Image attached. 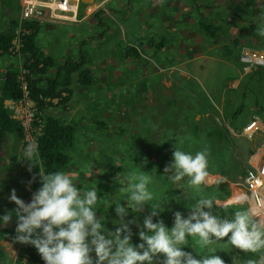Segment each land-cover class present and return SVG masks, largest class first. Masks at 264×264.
<instances>
[{
	"label": "trees",
	"instance_id": "trees-1",
	"mask_svg": "<svg viewBox=\"0 0 264 264\" xmlns=\"http://www.w3.org/2000/svg\"><path fill=\"white\" fill-rule=\"evenodd\" d=\"M204 1L165 0L156 4H153L152 1L151 3L145 2L152 14L163 13L164 20H169V25H166V32H161L159 38L149 36L146 40L154 49L152 53L154 58L164 60V63L167 60L171 64L175 60L173 58L175 51H169L174 45L173 43L182 49V53H186L184 57L191 56V51L194 48L202 51L204 46L209 49L210 54H216L220 50L221 55L208 58L203 66L205 68L209 63L205 74L201 75V79L207 86V93L195 77L179 75L177 79H182L180 83L174 82V86H167L165 91L155 93L153 103L147 109L140 108L138 112L135 111L140 115V118L134 121L131 128L120 127L118 130L120 137L131 131L130 135L123 141L124 147L120 148L121 145L114 146L107 155H102L97 163L92 160L97 168H100L99 173H94V171H91L92 174L87 173L88 171L79 173L76 183L79 188H90L93 183L97 184L98 196L100 197L98 214H103L106 220L110 216L115 219L116 216L114 210L109 209L105 204V200L112 197L110 195L102 197L99 194L110 189V185L98 184L102 180L99 177L101 174H106V178L117 181L123 179L122 181L126 186L127 180L124 178L130 173L134 164L141 167L142 171L151 172L154 178V191L158 195H164L168 198L167 203L161 201V207L165 210L159 218L163 219L166 225L171 226L172 213L179 210L187 215L186 210L188 208L186 206L193 203L196 196L209 195L216 199L223 198L222 196L226 197L229 194L227 180L236 181L244 175L246 167L249 166L248 157L259 145H254L253 141L240 135V132L254 115H261L264 118V65H255V68L241 79L238 86L231 88H226V86L229 80L238 77L239 69L246 65L240 59L241 38H246L245 42L250 45L259 44L264 48V31H262L264 30V0H212V2L207 0L206 3ZM141 2L144 0H119L122 7H100L94 12L92 20L86 24L87 31H90L93 26L104 27V30L108 29V34L115 31L116 25L107 15L106 10L110 14L121 11L122 19L129 21L142 19L136 18L132 14L133 11L140 14L144 12L143 8L140 7ZM3 4L5 6V1ZM216 9H222L228 15L230 20L226 25L221 22V15ZM178 11L181 12L182 20H185L184 26L178 25L180 21V16L177 15ZM1 12L7 21V25L4 29H0V55H6L12 61L6 62L5 66L0 69V131L14 133L17 138L27 144L24 140L27 129L20 120L11 116V111L4 104L6 99L21 98L24 95L23 82H26L28 96L35 104L34 118L30 125L36 127L33 141L37 143V150L33 158L35 165L30 166L26 161H20V164L25 163L27 167H31V171H29L31 175L32 171L37 174L39 169L45 172L64 171L70 175V172L76 169L74 166L75 154L79 155L82 152L78 153L77 147L81 148L86 145L79 138L80 135H85L82 128L86 126V119L95 118L89 112H84L77 118L66 119L56 115L49 108L54 104V98H59L58 102L64 103V105L68 104L67 102L74 94L72 87L74 80H77L78 87L76 89H80V91L91 90L92 85H96L98 79L91 67L93 60L90 62L91 58H89L88 52L83 50H79L75 56L67 55L57 60L38 42L42 24L40 20L21 18L19 6L11 8L6 4ZM14 12L17 16L14 15ZM194 18H196V22L195 25H192L191 21ZM147 23L149 27L155 26L154 23ZM190 26L201 30L202 36L205 37L203 42L196 44L190 39L192 34L187 38L184 36L186 32H189ZM230 27L238 28L239 32L234 35L232 32L226 31ZM17 31L20 32L21 44L18 51L14 52L11 47ZM137 34L141 35V33ZM99 38L100 40L103 39L102 33L99 34ZM105 38H108L107 35ZM143 40L140 39L139 43L142 44ZM252 41H256V43ZM125 45L127 48L125 52L121 53V56L123 60L127 58L130 60H125L126 65L123 66V70L124 67L130 70V64L134 66L135 61L141 59L142 53L131 45L126 43ZM21 54L24 57L22 64L16 61L14 57ZM116 62L117 64L121 63L118 58H116ZM140 66L150 72L156 69L144 65ZM140 66L137 65L133 70L140 69ZM20 75L23 77L20 78ZM123 76L122 71L121 81H123ZM146 80L150 81V79ZM111 86H115V83L112 82ZM111 86L107 87L106 91ZM122 90L123 88L120 89L121 92ZM101 94L100 91L96 100L98 103L108 100L106 96ZM115 95L120 98L119 88L118 91L112 92V96ZM180 98L185 99V102L180 103ZM211 98L221 104L222 112L215 108ZM221 99L223 100L221 101ZM109 102L103 103L108 105ZM164 104H167V108L163 107L161 111L163 121H159V123L157 120L152 123L149 122V112ZM159 113L160 111L158 115ZM95 120L99 125L108 127L107 121ZM106 134L109 135L108 132ZM88 136L92 137L91 135ZM163 136L166 138L164 139ZM133 140L135 141L131 142ZM127 142L130 147L129 145L126 146ZM174 146L193 154L196 151L206 150L207 172L220 173L224 178L219 179L218 184L217 181L213 184H207L205 181L200 193L193 192L184 181L171 184L163 175H165L164 168L172 160ZM104 149L106 150V147ZM144 153L147 155L146 158H144ZM114 157L120 161L127 159L122 164L121 162L116 164L113 162ZM14 158L12 157L13 160ZM130 160V165L126 164ZM137 162L140 164L138 165ZM111 170L118 173H116L117 178H113ZM121 186L117 183L111 188L110 192L113 196L117 192L115 187L120 188ZM243 206L248 207L247 204H243ZM150 211L151 204L146 203L142 214L140 212L131 213L129 210V216L126 219L141 215L138 219L142 222L143 214ZM216 211L214 206L213 212ZM106 226L114 227L110 220L107 221ZM133 233V243H136L138 237L135 232ZM226 239L225 237L224 240ZM211 247L217 249L215 255L220 256L225 264H229L231 252L227 245L214 242ZM191 248H194V245L190 239L184 249L192 251ZM24 251L26 260L19 258L16 264H44L33 246L27 244ZM233 253L239 257L245 254L251 256V253H244L238 249ZM193 254L196 255V253Z\"/></svg>",
	"mask_w": 264,
	"mask_h": 264
},
{
	"label": "clouds",
	"instance_id": "clouds-1",
	"mask_svg": "<svg viewBox=\"0 0 264 264\" xmlns=\"http://www.w3.org/2000/svg\"><path fill=\"white\" fill-rule=\"evenodd\" d=\"M36 150L34 143L27 144L19 160L35 165ZM164 173L171 184L184 181L189 189L200 193L208 175L206 150L193 154L174 146ZM38 176L40 186L31 192L28 202L17 196L15 188L9 190L7 200L15 206L0 213V229L14 223L13 240L33 246L44 264H225L215 255L217 249L211 247L214 242L227 245L229 250L251 253L242 264H264V217L244 207L242 196L221 204L213 196L198 195L186 206L187 215L179 210L172 213L168 226L159 218L165 210L161 201L167 203V196L154 191L151 172L134 164L124 178L126 186L118 181L122 186L116 195L105 200L116 216L106 220L98 214L96 183L81 189L64 171L39 169ZM34 179L27 181L29 187ZM146 203L151 204V211L143 214L142 222L138 219L141 215L126 219L129 210L142 214ZM109 220L113 228L106 226ZM132 225L137 229L136 243ZM190 239L194 248L186 251L184 246ZM237 256H233L232 264H236Z\"/></svg>",
	"mask_w": 264,
	"mask_h": 264
},
{
	"label": "rangeland",
	"instance_id": "rangeland-1",
	"mask_svg": "<svg viewBox=\"0 0 264 264\" xmlns=\"http://www.w3.org/2000/svg\"><path fill=\"white\" fill-rule=\"evenodd\" d=\"M3 1H5V6L2 3ZM151 1L153 4H156L160 2L162 3L165 0ZM151 1L144 0V2H141L140 7H142L144 11L142 14L135 11L132 12V14H134L136 18H142L134 19V21L122 19L121 11H117V13H114L112 15L106 10L107 15L117 27L116 28L113 26L115 31H112L111 34H108V29L104 30V27L101 26H93L90 31H87L86 24L90 22V20H88L90 19V17L74 23L63 20L51 22L41 21V30L39 32L40 37L38 36L39 44L57 60H59V58L63 56L66 57L67 55L75 56L79 52V50L88 52L89 58H91L90 62H92L93 60L91 67L98 79L95 83L96 85H92L93 88L91 90L85 89L86 91H80V89H76L78 87V82L77 80H74L72 85L74 94L70 99L71 101L69 100L67 102L68 104L64 105V103L58 102L59 98H54V104L51 105L49 110H51L56 115H60L66 119H70L71 117L77 118L80 114L89 112V114L92 115L95 119H103L107 121L108 125V127L106 128L101 124L100 126L98 123H96L95 119H86V126L82 128L84 129L83 132L85 133V135H80L79 137L81 140H83L84 143H86V145L81 148L77 147L76 151L78 153L81 151L82 152L79 155L75 154L74 166L76 169L70 172V175L73 177L75 183L78 182L77 177L79 176V173L81 171H88L87 173L89 174H92L91 171H94V173H99L100 168H97V165L92 160L96 161L97 163L98 159H100L102 155H107V153L111 149H113L114 146L117 147L118 145H121L120 148L124 147L122 145L123 141L130 135L131 131L126 132L122 137H120L118 133L120 127L127 129L131 128L134 121L140 118V115L136 112H138L140 108L147 109V107L150 106L151 103H153L155 93L165 91V87L167 86H174V82L180 83L182 79H177L179 75H184L185 77H195V79L199 81L201 87H203L204 91H207V86L205 85L204 80L201 79V75L205 72L206 67H209V63L205 68L203 66L204 64H206L205 62L208 61V58L210 59L217 55H221V51L218 50L216 54H210L209 49L205 46L202 51L194 48L191 51L192 53L189 52L192 54L191 56L184 57V54L186 53H182V49L176 47L177 45L173 43L175 46L170 48L169 51H175V54L173 56L175 60H173L171 64L167 60L164 63V60H158L154 58L152 56V53L143 52L141 54V59H137L134 66L130 64V70H127L125 67L123 70V66L126 65L125 60H130L129 58L123 60L121 56V53L125 52L127 48L125 43L128 44L127 42L130 41L131 43L137 44L134 41H140V39L135 38V33H141L142 36H155L159 38L161 32H166L165 22H169V20L164 21L165 18L163 17V13L156 12L152 14L149 11L148 5H146L145 2L151 3ZM210 1L212 2V0ZM204 2L206 3L207 0H205ZM107 3L108 2H106V5L102 8H113L112 6H115L117 8L122 7L120 6L121 4H119V0H113L110 3ZM6 4L7 6H11V8H17L18 6L20 7L18 0H0V29H4L7 25V21L3 18V13L1 12L6 7ZM136 5L137 3L135 4V6ZM216 11L221 15V22L226 25L230 20L228 15L222 9H216ZM180 13L181 12L178 11L177 15L180 16ZM14 15L17 16L15 12ZM179 19L180 21L178 22V25L184 26L185 20H182V16H180ZM147 22L154 23L155 26L149 27ZM195 22L196 18L191 21V24L195 25ZM166 25H169V23H167ZM190 27L191 28L188 29L189 32H186L184 36H186L187 38L191 36L190 34H192L190 39H192V41H194L196 44L198 42H203L205 40V37L202 36L201 30H197L194 26ZM227 30L232 32V34L234 35L239 32V29L235 27H230L226 29V31ZM100 33H102L103 38L101 40L99 38ZM106 35L108 38H105ZM136 36L138 37L141 35ZM119 38H121V40ZM84 41L86 42L84 43ZM245 41L246 38H241L242 46L239 49L240 57H248L251 54L245 53L248 48H254L264 51V48L259 44L250 45ZM252 42L256 43V41ZM14 57L16 61L21 64L23 63L24 57L22 54L16 55ZM116 58L120 60V64H117ZM8 61L10 62L12 61V59L6 55H0V69L3 68ZM137 65L149 66L156 69L150 72L149 70L147 71L146 68H143V66H140V69L137 68V70L134 71L133 69L134 67H137ZM254 68L255 66L252 69H250L249 67L245 68L246 70H244V68H240L238 77L229 80L226 88L238 86L241 79ZM122 71L124 73V76L122 77L123 81H121ZM146 79H150V81ZM112 82L115 83V86H111ZM109 86H111V88L106 91L107 87ZM118 88L120 98L118 95L112 96V92L115 90L118 91ZM121 88H123L122 92L120 91ZM100 91L102 93L101 95H104V97L106 96V99H108L106 101L103 100L102 102H100L101 104L96 101L100 94ZM180 99V103L185 102V99ZM211 100L213 104H215V108L221 110L222 112L221 104H219L212 98ZM222 100L223 99H221V101ZM103 102H109V104L107 105ZM23 106L24 108H26L25 101H23ZM163 107L167 108V104H164L157 109H152L149 112L148 121L151 123L156 120L158 121V123L159 121L162 122L163 119L161 117V111L163 110ZM159 111L160 113L158 115ZM254 116H259L264 121V118L261 117V115ZM35 129L36 127H31V125L27 127V134L24 139L27 144H29V141H31V139L34 137ZM106 132H108L109 135L106 134ZM88 135H91L92 137ZM163 138L165 139L166 137L163 136ZM248 139H250V141H253L254 145L259 144L257 147L264 146L263 131H259L252 138ZM134 141L135 140L131 142ZM27 144L23 140L17 138L16 134L14 133L0 131V213H2L6 208L11 209L15 206L13 202H9L7 200V195L9 194L10 189L15 188L17 196L23 199L25 202H28L31 198V192L36 190L40 186L38 176L39 172L36 174L32 171L31 175V173L29 172V167H27L25 163L20 164L21 160L19 159L21 157L23 149ZM178 144L180 145L181 143ZM127 145H129L130 147V144L128 142L126 143V146ZM126 146L125 148H127ZM105 147L106 150L104 149ZM95 155L96 157H94ZM12 157H15L14 160L12 159ZM146 157L147 155L144 156V158ZM126 159L124 161H120L117 157H114L113 162L116 164H120L121 162L122 164L126 161ZM127 162L126 164H129L131 160ZM137 164L139 165L140 163L137 162ZM111 171L113 178H117L118 173L116 172V174L115 171ZM220 175L223 177L222 174ZM105 176L106 174L99 175L102 180L99 181L98 184L101 185L102 183H105V185H110V189L99 194L102 197L105 195H110L111 197H113L110 190L119 182L116 179L106 178ZM33 177H35L34 182L29 187L27 185V181L29 179H32ZM121 180L123 179H120L119 181ZM208 181H210V183L207 182V184L212 183V180ZM218 182L219 180L217 181V184ZM118 189L119 188L115 187V191H118ZM186 211L188 213L189 209H187ZM14 219L15 217H13V220ZM14 226V223H10L8 227L0 229V264H16L19 258H25L24 260H26L24 249L27 247V244H21L13 240ZM131 227L133 229V232L137 231L135 225H132ZM229 251L231 252V258H233V256H237L235 253H233L237 251V249H232ZM251 256L245 254L242 257H235L236 264H242L243 260H246ZM231 258H228L229 264H232ZM157 264H159L158 261Z\"/></svg>",
	"mask_w": 264,
	"mask_h": 264
},
{
	"label": "built area",
	"instance_id": "built-area-1",
	"mask_svg": "<svg viewBox=\"0 0 264 264\" xmlns=\"http://www.w3.org/2000/svg\"><path fill=\"white\" fill-rule=\"evenodd\" d=\"M108 0H20V13L23 19H38L40 21H67L79 22L90 17L100 7H104ZM114 13H112L113 15ZM12 51H18L20 47V32L17 31L12 41ZM245 53H251L248 57L241 56L240 59L245 62L242 67L252 69L255 65H264V51L248 48ZM23 77L20 75V78ZM24 95L21 98L6 99L4 104L11 111V116L20 120L27 127L34 118L35 104L28 96L26 82H23ZM26 103V108L23 106ZM259 131L264 132V121L259 116H253L244 125L240 135L252 138ZM31 143L37 144L31 139ZM249 166L244 175L236 181L227 180L229 185V194L226 197L217 199L218 203L225 204L235 197L242 196L244 204L260 213L264 217V146L256 147L254 152L248 157ZM205 178L214 180L218 173L207 172ZM224 177H219V179ZM215 183V182H214ZM213 184V182L211 183Z\"/></svg>",
	"mask_w": 264,
	"mask_h": 264
},
{
	"label": "crops",
	"instance_id": "crops-1",
	"mask_svg": "<svg viewBox=\"0 0 264 264\" xmlns=\"http://www.w3.org/2000/svg\"><path fill=\"white\" fill-rule=\"evenodd\" d=\"M1 1H2V0H1ZM112 1H113V0H108L107 2L110 3V2H112ZM2 3H3V2H2ZM18 3L20 4V0H18ZM108 3H107V4H108ZM92 16H93V15H91V16H90V19H88V20L91 21V20H92ZM87 18H89V17H87ZM85 19H86V18H85ZM164 21H165V20H164ZM43 22H46V21H43ZM167 23H169V22H165V27H167V26H166ZM136 35H138V34L135 33V38H136V39H141V38L144 39L143 42H142V44H140L137 40L134 41V42L137 43V44L131 43L130 41L127 42V43L130 44L131 46L137 48V49L139 50L140 53H143V52H145V53H153L154 49H153V48L150 46V44H148L147 41H146V40H147L146 38H148V37L145 36V35L142 36V34H141V36H138V37H137ZM135 38H134V39H135ZM119 39L121 40V38H119ZM131 41H132V40H131ZM133 44H134V45H133ZM173 46H175V45H173ZM173 46H172V47H173ZM176 47H177V46H176ZM214 175H217V177H215V179L212 181L213 183L216 182V181H218V180H219V177H222L219 173H218V174H214ZM239 179H240V178H239Z\"/></svg>",
	"mask_w": 264,
	"mask_h": 264
},
{
	"label": "flooded vegetation",
	"instance_id": "flooded-vegetation-1",
	"mask_svg": "<svg viewBox=\"0 0 264 264\" xmlns=\"http://www.w3.org/2000/svg\"><path fill=\"white\" fill-rule=\"evenodd\" d=\"M246 137V136H245ZM248 138V137H247ZM247 168V167H246ZM241 178V177H240Z\"/></svg>",
	"mask_w": 264,
	"mask_h": 264
}]
</instances>
